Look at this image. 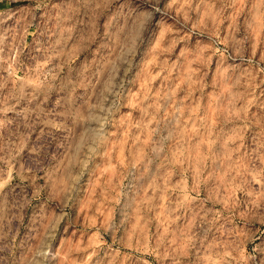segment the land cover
<instances>
[{
    "label": "rangeland",
    "instance_id": "374dc122",
    "mask_svg": "<svg viewBox=\"0 0 264 264\" xmlns=\"http://www.w3.org/2000/svg\"><path fill=\"white\" fill-rule=\"evenodd\" d=\"M0 264H264V0H0Z\"/></svg>",
    "mask_w": 264,
    "mask_h": 264
}]
</instances>
